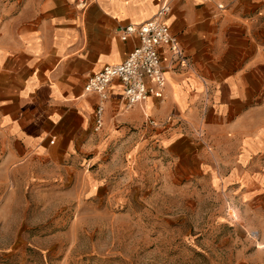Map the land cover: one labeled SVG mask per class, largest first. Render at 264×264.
Masks as SVG:
<instances>
[{"label": "crops", "instance_id": "1", "mask_svg": "<svg viewBox=\"0 0 264 264\" xmlns=\"http://www.w3.org/2000/svg\"><path fill=\"white\" fill-rule=\"evenodd\" d=\"M9 1L0 15V137L11 145V160L95 145L99 96L84 86L129 55L138 38L123 40L122 28L152 18L161 0H92L85 9L76 0ZM167 22L185 62L170 65L164 51V98L124 110L117 79L104 127L125 131L152 117L161 128L173 116L183 125L159 139L186 129L191 143L205 144L217 176L238 182L241 203L264 199V0H175Z\"/></svg>", "mask_w": 264, "mask_h": 264}, {"label": "rangeland", "instance_id": "2", "mask_svg": "<svg viewBox=\"0 0 264 264\" xmlns=\"http://www.w3.org/2000/svg\"><path fill=\"white\" fill-rule=\"evenodd\" d=\"M170 117L15 160L0 137V264H264V199L241 203L186 129L159 139Z\"/></svg>", "mask_w": 264, "mask_h": 264}, {"label": "built area", "instance_id": "3", "mask_svg": "<svg viewBox=\"0 0 264 264\" xmlns=\"http://www.w3.org/2000/svg\"><path fill=\"white\" fill-rule=\"evenodd\" d=\"M81 9L87 8L92 0H76ZM175 0H161L156 14L140 24H128L122 28V39L132 36L138 38V43L129 55L121 62L106 64L102 70L89 76L84 90L99 96L95 108L94 129L100 131L105 124V102L109 99V86L115 80L122 85V98L128 106H134L148 100L151 96L163 99L166 88V65L164 51L170 53L169 64L183 59V51L177 36L172 32L167 17L173 8ZM209 1V0H203ZM220 9L224 8L218 4ZM55 142V138L50 140Z\"/></svg>", "mask_w": 264, "mask_h": 264}]
</instances>
